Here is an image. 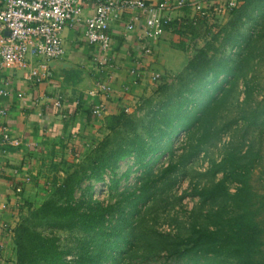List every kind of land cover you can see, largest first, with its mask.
Listing matches in <instances>:
<instances>
[{"label":"trees","instance_id":"16d2710c","mask_svg":"<svg viewBox=\"0 0 264 264\" xmlns=\"http://www.w3.org/2000/svg\"><path fill=\"white\" fill-rule=\"evenodd\" d=\"M262 10L264 0H240L226 14L231 18L224 40L233 45L246 40L239 26ZM199 20L186 18L177 27L195 33ZM173 21L165 28L174 26ZM201 24L207 38L183 69L170 81H159L153 93L141 98L131 111L109 115L105 119L106 132L87 144L80 161L66 164L61 178L51 179L36 207H27L11 231V264H108L125 256L129 264H264V193L258 192L251 182L258 156L248 145L243 150L242 140L230 131L239 119L247 125L255 123L259 110L250 109L247 117L242 114L241 107L252 89L246 80L242 84L243 98L234 105L235 114L224 119V101L219 96L227 94L223 88L232 78L235 66L230 57L209 54L219 24L214 20H203ZM181 132L186 134L189 145L182 158L186 162L205 153L221 135L228 137L220 157L208 159L207 167L199 174L206 177V182L186 192L201 202L222 203L206 226L191 223L173 233L144 227L134 235V228L126 223L110 224L107 215L113 204H104L105 198L89 195L84 202L74 196L82 182H101L106 175L115 182L114 169L128 156L133 163L141 164L145 158L161 155L164 142ZM175 167L169 162L162 174ZM217 174L220 176L215 180ZM175 182L176 178L168 181L159 191L170 189ZM149 196L141 204H146ZM59 229L76 231L83 237L77 241L78 251L69 258V250H63L52 234ZM139 240L144 242L139 246L140 253L134 256L132 248Z\"/></svg>","mask_w":264,"mask_h":264},{"label":"crops","instance_id":"0c3cea01","mask_svg":"<svg viewBox=\"0 0 264 264\" xmlns=\"http://www.w3.org/2000/svg\"><path fill=\"white\" fill-rule=\"evenodd\" d=\"M144 1L176 23L165 28L145 57L141 56L140 37L143 17L133 21L132 30H126L134 13L126 9L109 24L111 43L103 60L101 52L84 40L83 19L92 13L94 2L83 1L80 19L68 23L61 32L64 53L56 60L68 67L49 69L50 76L35 83L25 78L27 68L7 67L0 61V87L6 90L0 96L4 110L0 125L20 142L16 146L0 142V264H9L12 259L11 235L7 232L12 231L28 206L36 207L44 198L52 179L51 168L53 174L60 173L58 164L73 160L89 142L106 132L105 119L109 115L129 111L141 98L150 96L159 81L171 80L202 46L201 40L207 38L201 19L195 33L177 27L181 20L195 15L189 7L158 10L161 0ZM225 16L218 17L224 21ZM42 60L30 56L29 66L40 71ZM153 74L158 75L156 80ZM96 78L107 79V93H86L84 87ZM56 97L61 100L64 117L52 106ZM95 102L103 104L98 116L89 112ZM17 186L18 192L14 190Z\"/></svg>","mask_w":264,"mask_h":264},{"label":"rangeland","instance_id":"374dc122","mask_svg":"<svg viewBox=\"0 0 264 264\" xmlns=\"http://www.w3.org/2000/svg\"><path fill=\"white\" fill-rule=\"evenodd\" d=\"M217 17L213 19L220 25H218L219 33L217 32L212 41L213 48L209 54L213 53L224 58L230 57L232 65L235 66L232 78L223 88V92H227V94L219 96L224 101L221 112L225 114L224 119L235 114L237 109L234 108V105L240 104L243 98L241 94L243 81H249V85L252 86L251 94L241 107L242 114L247 117L250 115V109L254 108L253 110H259V112L256 111L258 112L257 119L250 125L239 119L236 126H230V131L236 133V139L242 140L243 150L248 145L252 151L257 153L258 157L255 158L254 169L251 173V182L258 192L264 193V10L260 14L254 13L252 20H246L239 26L240 32L246 39L239 45H233L224 40L229 27L227 22L231 17L225 16L224 21L223 18ZM243 18L245 16L241 20ZM257 104L259 107H255ZM131 110L129 108V111ZM227 110L228 112L225 113ZM185 135L183 132L172 135L164 142V150L161 155L145 158L141 164L133 163V159L129 156L122 159L112 175L115 182H111L107 175L101 182H82L74 196L84 202L89 195L100 200L105 198L104 204H113V210L107 215L110 224L117 223L122 226L123 223H126L129 228H134V235L138 228L144 227L160 233H173L181 231L191 223L201 227L206 226L213 212L219 211L222 203L201 202L196 197L187 195L186 192H190L193 187L201 186L206 182V177L199 174L207 167L208 159L220 157L228 137L221 135L219 141L207 147L205 153H200L190 162H186L182 159L189 148ZM82 155L81 151L73 156V160L58 164L57 170H60V173L53 174L54 169L51 168V177L61 178L66 164L80 161ZM169 162L175 163L176 167L170 172L162 174V169ZM219 176L217 174L215 180ZM174 178H176V182L173 186L160 192L159 187L164 189L167 182ZM231 187H229L230 192L233 191ZM147 194H150L149 201H146V204H141ZM52 234L57 237L63 250H69L68 258L76 254L78 251L77 241L83 238L79 232H68L62 229L52 231ZM143 242L139 240L134 249L131 245L126 249V254H128L127 250H131V248L133 253L131 251L130 256L131 253L134 256L140 253L139 246ZM108 264H129V262L125 256L124 259L118 258L116 262L111 260Z\"/></svg>","mask_w":264,"mask_h":264},{"label":"built area","instance_id":"2783aa9c","mask_svg":"<svg viewBox=\"0 0 264 264\" xmlns=\"http://www.w3.org/2000/svg\"><path fill=\"white\" fill-rule=\"evenodd\" d=\"M83 1L94 2L92 13L83 19L84 40L101 52L103 60L111 43L109 24L117 19L123 10L134 11L125 25L126 30H132L133 21L139 19L140 15L143 17L140 35L142 57L152 52L151 44L159 38L170 21L168 16L154 11L144 0H0V61L7 67L27 68L25 78L35 83L48 78L50 72L47 62L62 57L64 48L61 32L68 23L80 19ZM239 2L240 0H161L157 7L158 10H163L187 6L195 13L189 19L213 21L217 16L226 15ZM30 56L43 58L38 65L41 67L40 71L37 67L29 66ZM98 78L93 81L95 89L87 90L86 93L109 91L107 79ZM156 78L158 75L153 74L152 79ZM5 94L4 87H0V96ZM52 106L59 111L60 117H64L59 97L53 100ZM102 110L101 102L92 103L89 107L92 116H98ZM3 114L4 110L0 107V117ZM0 142L12 146L20 143L17 138L11 137L2 125ZM14 190L18 192L20 187L17 186ZM7 233L12 234L11 230ZM1 244L0 238V249Z\"/></svg>","mask_w":264,"mask_h":264},{"label":"water","instance_id":"95a60500","mask_svg":"<svg viewBox=\"0 0 264 264\" xmlns=\"http://www.w3.org/2000/svg\"><path fill=\"white\" fill-rule=\"evenodd\" d=\"M48 68L52 71H56L58 68H66L68 67L67 64H64L62 61L52 60L47 62ZM85 90H94L95 86L93 84H90L88 86L84 87Z\"/></svg>","mask_w":264,"mask_h":264}]
</instances>
